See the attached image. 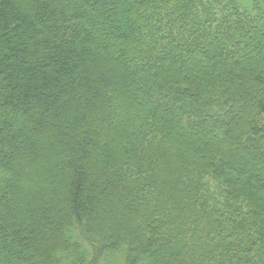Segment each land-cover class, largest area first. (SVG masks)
<instances>
[{"label":"trees","instance_id":"trees-1","mask_svg":"<svg viewBox=\"0 0 264 264\" xmlns=\"http://www.w3.org/2000/svg\"><path fill=\"white\" fill-rule=\"evenodd\" d=\"M0 264H264V0H0Z\"/></svg>","mask_w":264,"mask_h":264},{"label":"rangeland","instance_id":"rangeland-1","mask_svg":"<svg viewBox=\"0 0 264 264\" xmlns=\"http://www.w3.org/2000/svg\"><path fill=\"white\" fill-rule=\"evenodd\" d=\"M113 141L115 142V145H118L121 140L118 137L115 136L114 139H113ZM114 153H119V149L114 150ZM32 176L34 178H36L37 176H39V167L38 166H36V170H35V172H33V175Z\"/></svg>","mask_w":264,"mask_h":264}]
</instances>
